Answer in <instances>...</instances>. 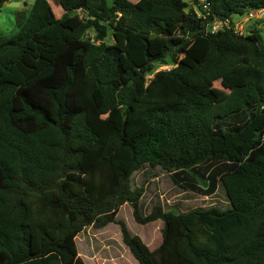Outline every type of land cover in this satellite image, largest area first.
<instances>
[{"label": "trees", "instance_id": "trees-1", "mask_svg": "<svg viewBox=\"0 0 264 264\" xmlns=\"http://www.w3.org/2000/svg\"><path fill=\"white\" fill-rule=\"evenodd\" d=\"M58 1L61 17L35 0L0 33V264H86L77 236L125 204L163 222L154 250L120 223L139 264H264V37L232 21L264 0ZM145 165L197 195L223 188L230 207L143 215Z\"/></svg>", "mask_w": 264, "mask_h": 264}, {"label": "rangeland", "instance_id": "rangeland-1", "mask_svg": "<svg viewBox=\"0 0 264 264\" xmlns=\"http://www.w3.org/2000/svg\"><path fill=\"white\" fill-rule=\"evenodd\" d=\"M137 2L138 0H131ZM189 3L190 7L197 9L194 0H184ZM35 0H9L1 9L0 12V33L7 36H13L17 31V14L24 11L28 14ZM52 10L56 17H61L64 14V9L61 7L58 0H50ZM77 14L80 17H85L82 10H78ZM248 14L244 16L233 15L232 21L238 30L244 34L249 33L252 29L258 28L264 37V17L249 19ZM229 22H227L228 24ZM225 23L217 20L213 25V29H221ZM129 37V43L132 44L125 48L126 51L136 46L140 39L135 40L134 32ZM94 35V32L91 31ZM107 44L114 42L111 35L106 39ZM191 42L185 48L189 50ZM179 60L190 62L188 53L182 55ZM155 72L162 69H171L173 65H155ZM154 73L149 75L152 79ZM213 88L217 92H222L227 95L229 89L223 80H218L213 84ZM106 119L119 121L122 119V109L115 107L103 116ZM132 186L134 188L143 189V196L140 201V210L143 215H148L154 206L161 205L165 210L176 212H185L195 208H208L217 206L222 209L230 207V202L223 188L213 196H202L194 194L191 191L176 184L170 172L161 167L151 168L145 165L137 170L132 175ZM117 221L124 223L133 234H138L143 239L144 243L154 250L162 243V220L153 221L147 224H140L135 220L133 208L130 204H125L121 207ZM120 223H112L101 229L88 227L82 231L76 239L78 251L81 258L86 264H139L133 257L129 248L122 240V232Z\"/></svg>", "mask_w": 264, "mask_h": 264}, {"label": "built area", "instance_id": "built-area-1", "mask_svg": "<svg viewBox=\"0 0 264 264\" xmlns=\"http://www.w3.org/2000/svg\"><path fill=\"white\" fill-rule=\"evenodd\" d=\"M248 18L253 19V18H259V17H264V9L261 10H256V11H251L248 13ZM236 28V27H235ZM238 30V28H236ZM213 31H216L215 29H213ZM239 31V30H238Z\"/></svg>", "mask_w": 264, "mask_h": 264}]
</instances>
